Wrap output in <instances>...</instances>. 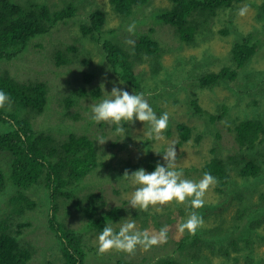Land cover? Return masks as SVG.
I'll return each instance as SVG.
<instances>
[{
	"label": "rangeland",
	"instance_id": "obj_1",
	"mask_svg": "<svg viewBox=\"0 0 264 264\" xmlns=\"http://www.w3.org/2000/svg\"><path fill=\"white\" fill-rule=\"evenodd\" d=\"M37 1L47 2L51 8H58L67 0ZM74 2L77 13L72 19L59 23L46 34L35 36L25 50L13 60H0V71L5 70L22 81L41 80L48 84L50 102L46 112L35 117L28 113L35 127L51 131L61 139H65L70 131H74L77 134L86 133L96 141L99 166L86 176L88 186L82 192L79 190L78 194L81 197V193L87 191L101 193L103 200H106V209L120 205L123 208L121 216L109 222L114 230H119L120 224L128 217L135 220L137 228L141 231L147 229L150 233H158L162 227H168L167 243L153 246L148 251L138 247L133 255L126 253L121 256L138 264H156L157 259L161 257L173 256L177 246L174 241L182 236L178 232V226L187 220L190 213L188 207L175 203L165 205L162 213H156L151 208L148 211L130 208V194L135 190V186L122 178L126 170L129 174L140 168L149 173L154 171L157 163L164 164L162 153L169 145L174 144L178 158L177 166L182 169L184 178L199 181L204 174L200 170L201 166L214 155L212 148L218 146L219 156L225 159L230 168L231 181L224 187L223 192L217 191L218 184L210 188L204 200L205 204L212 207L207 219L215 218L216 222L225 219L224 227L232 224L233 216L240 208L255 204L259 201L260 191L264 192V140L254 150L245 151L240 149L234 138V126L241 119H264V0H244L231 8L216 10L208 22V28L201 27L190 43L181 40L172 26L160 22L155 16L156 11L170 6L169 0H150L129 18L117 14L110 0ZM245 5L248 6V11L241 17L238 12ZM96 8L104 12V30H114L113 36L120 43L127 44L125 41L131 40L127 31L128 20L131 24H139V32L152 31L158 40L160 56L141 54L140 59L134 60V71L139 75L142 85L140 92H134L111 73L104 62L99 44L89 34L82 32L81 25L89 23L88 14ZM247 33L255 36L258 49L251 60L238 70L236 81L221 82L212 87L196 85L197 78L204 72L216 71L223 64H230L232 45ZM59 51L66 52L71 61L58 63ZM157 65H160V68L157 69ZM86 73L93 75L89 81L85 79ZM113 86L126 90L129 94L143 93L157 116L168 113L169 123L163 133V140L149 139L145 134L148 125L139 121L133 124L125 123V135H117L115 125L96 123L92 120V105L108 97ZM81 88H85L86 92L75 95L74 90L81 91ZM94 89L100 90L98 96L91 93ZM192 96L197 97L199 104L209 114L220 115L223 113V107H226V114L216 120H212L208 115H194L189 104ZM69 98L73 99L72 103H69ZM3 111L4 114L11 115L24 113L16 103L11 104L10 108L6 106ZM178 122H184L194 129L192 138L179 146L175 144L179 139L176 129ZM11 127L8 120L0 119V132ZM216 133L220 134L218 138ZM196 135H201L200 140H195ZM99 138L105 140L103 145L97 142ZM217 141L219 144L215 145ZM240 154H249L261 160L263 174L259 181L253 178L244 179L238 174L234 159L240 157ZM0 155H5V165L6 156L9 158L7 168L0 162L7 180L5 189L0 193L2 221L10 210L17 187L10 173V153L0 150ZM30 196L37 201V207L27 212L34 224L33 229L28 228L25 233V240L35 248L31 263L63 264L59 241L46 221V212H50L49 204L43 203L44 198L40 194L30 193ZM197 212L201 211L198 209ZM57 213L59 217L64 216L62 209ZM9 214L12 225L24 221L22 216L14 212ZM251 216L263 218L259 226L255 229L250 227L246 236L239 239L238 248L229 246L226 254L218 243L209 242L213 238L209 235V238H202L199 243L202 252L210 261H197L195 264H247L248 257L264 258V213L258 208L251 212ZM66 220L68 226L76 229H83L86 221L71 204ZM99 234V231L95 234L87 231L84 235L95 249L91 253L92 263L105 264L106 259L108 264H115L106 258L107 254L116 252L115 250L103 255L96 253Z\"/></svg>",
	"mask_w": 264,
	"mask_h": 264
},
{
	"label": "trees",
	"instance_id": "obj_2",
	"mask_svg": "<svg viewBox=\"0 0 264 264\" xmlns=\"http://www.w3.org/2000/svg\"><path fill=\"white\" fill-rule=\"evenodd\" d=\"M150 0H110L113 10L122 17L129 18L135 12L145 7ZM170 6L156 11L157 20L169 24L187 43L194 40L201 27L209 26L212 15L219 9L231 8L244 0H169ZM77 13L74 0H67L63 6L51 8L47 2L28 0H0V60H13L18 57L28 46L31 39L51 31L63 21L72 19ZM89 23L82 24L81 30L89 34L100 46L103 59L113 75L121 79L130 89L138 93L142 85L140 77L134 71V60L147 54L160 56L158 40L151 32H139L138 26L134 33H130L134 46L120 43L114 36V30H104L105 15L103 10L96 8L89 12ZM131 22L128 20V26ZM258 41L251 33H247L235 41L230 50V64H223L216 71L204 72L197 78L199 87H212L218 83H231L236 81L238 70L245 66L257 52ZM134 53V54H133ZM58 63L70 62L66 52L59 51ZM157 69L160 65L156 66ZM156 72V71H155ZM86 73V81L92 78ZM0 90L11 97V104L19 105L24 113L11 115L4 114L0 109V119L8 120L11 128L0 132V150L8 151L11 155L10 173L16 185V192L12 197L8 214L0 221V264H32L35 254L33 244L25 240V233L34 224L27 212L37 207V201L31 198L30 193L40 194L43 203L49 204L50 212L47 213L48 226L52 229L59 241L63 264H93L91 253L95 251L85 233H101L105 225L121 216L123 208L114 205L105 208L106 200L99 192L87 191L88 184L85 179L99 166L98 145L86 133L77 134L70 131L65 139H61L51 131L35 127L33 117L45 113L50 102V89L46 82L41 80L22 81L7 71H0ZM86 92L85 88L74 90L79 96ZM93 96H98L100 90H91ZM74 96V95H73ZM76 97V96H75ZM149 97V96H147ZM69 101L72 103L73 99ZM192 113L197 116H209L212 120L221 118L226 114V107L220 115L209 114L198 102L196 96L189 101ZM68 105V102H67ZM17 109V108H16ZM19 111V109H17ZM24 110V111H23ZM102 125V123H101ZM179 139L176 145H181L190 140L194 129L184 122L176 125ZM234 138L240 149L252 151L264 140V119L251 117L241 119L234 126ZM220 136L216 133V137ZM201 135H196L195 140H200ZM219 144V141L215 145ZM214 155L206 160L200 170L211 173L218 181L217 191L223 192L224 187L231 181L230 168L225 159L219 156L218 146L212 148ZM4 156L0 155V162L4 164ZM7 158L8 167L9 158ZM235 167L238 174L244 178H253L259 181L263 174L261 160L249 154H240L235 158ZM264 162V160H263ZM6 167V168H7ZM110 179V178H109ZM112 180H117L111 178ZM7 185L4 168L0 166V193ZM38 190V192H36ZM70 204L73 205L86 219L83 229L68 226L66 217L70 214ZM252 204V203H250ZM69 206V207H68ZM240 205L238 206V208ZM260 208L264 213V192L260 191L259 201L255 204L240 208L233 216V222L224 227L225 219L218 222L215 218L207 219L211 213L210 204H204L199 209L203 217V227L199 228L194 236L184 233L177 244L173 256L159 258L156 264H195L197 261H210L202 252L199 240L213 238L209 242H216L226 252L228 247L238 248L239 239L250 231V227L259 226L263 216L253 218L251 212ZM62 209L63 217L57 216ZM189 213L192 211L188 207ZM23 217V222L16 225L10 223L11 214ZM183 213V211H180ZM56 215V216H55ZM252 219H250L249 218ZM150 219V218H149ZM118 231V230H116ZM98 251H96L97 253ZM124 252H110L106 258L115 264H138L132 259L122 258ZM247 264H264V258H247ZM105 264L108 262L104 261Z\"/></svg>",
	"mask_w": 264,
	"mask_h": 264
},
{
	"label": "clouds",
	"instance_id": "obj_3",
	"mask_svg": "<svg viewBox=\"0 0 264 264\" xmlns=\"http://www.w3.org/2000/svg\"><path fill=\"white\" fill-rule=\"evenodd\" d=\"M247 11L248 6L245 5L239 9L238 15L242 17ZM135 27L133 23L128 26L127 31L134 33ZM125 43L134 46L135 41L127 40ZM108 94L101 102L92 105L91 118L94 122L115 125L116 134L125 135L124 124L139 121L143 125H148L145 134L149 139L157 141L164 139L163 133L169 123L167 112L157 116L143 93L129 94L128 91L113 86ZM10 105L11 97L0 90V109L6 106L10 108ZM97 142L103 145L105 140L99 138ZM162 154L164 164L157 163L154 171L150 173L143 168L131 174L127 170L124 172L122 178L135 186V190L130 194L129 207L139 211H148L151 208L156 213H162L165 205L173 203L190 207L192 211L187 220L179 224L178 232L181 235L187 232L194 236L204 224L203 217L197 210L204 207L206 193L215 187L218 181L209 172H205L199 181L184 178L182 169L177 166L178 158L174 144L169 145ZM167 240V226L162 227L158 233H150L147 229L141 231L137 228L135 220L128 217L120 224L118 231L110 224L103 227L97 239L98 254L103 255L115 250L133 255L138 247L148 251L153 246L167 243Z\"/></svg>",
	"mask_w": 264,
	"mask_h": 264
}]
</instances>
